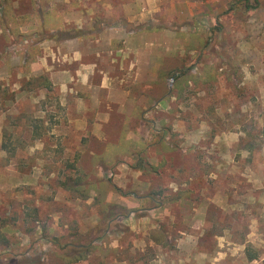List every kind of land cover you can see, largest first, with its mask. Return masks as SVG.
Segmentation results:
<instances>
[{
	"label": "rangeland",
	"instance_id": "374dc122",
	"mask_svg": "<svg viewBox=\"0 0 264 264\" xmlns=\"http://www.w3.org/2000/svg\"><path fill=\"white\" fill-rule=\"evenodd\" d=\"M12 2L0 0L4 37L5 24L22 25ZM175 10L157 17V39L172 49L158 51L167 57L155 97L132 122L103 129L104 143L84 146L95 160L63 139L79 133L36 112L8 119L0 264H264V0H190ZM4 39L5 78L23 50ZM40 107L61 110L54 99Z\"/></svg>",
	"mask_w": 264,
	"mask_h": 264
},
{
	"label": "crops",
	"instance_id": "0c3cea01",
	"mask_svg": "<svg viewBox=\"0 0 264 264\" xmlns=\"http://www.w3.org/2000/svg\"><path fill=\"white\" fill-rule=\"evenodd\" d=\"M185 1L190 5V0H25L31 9L22 12V0H13L12 19L21 18L22 25L14 29L6 21L8 34L4 37L0 25V38L23 51L5 64L7 76H0V132L8 119L36 112L46 125L79 133L63 139L76 141L83 146L81 155L95 160L97 153L84 146L92 139L104 143L103 129L117 126L119 118L132 122L134 113L155 97L152 90L167 57L158 51L172 49L157 39V17L166 15L162 10L169 4L178 11ZM35 81H41L37 89ZM46 99H54L60 113L42 109ZM20 101L34 110L20 111Z\"/></svg>",
	"mask_w": 264,
	"mask_h": 264
},
{
	"label": "trees",
	"instance_id": "16d2710c",
	"mask_svg": "<svg viewBox=\"0 0 264 264\" xmlns=\"http://www.w3.org/2000/svg\"><path fill=\"white\" fill-rule=\"evenodd\" d=\"M14 34H15V33H14ZM151 199H152V198H151ZM137 200H141V199H137ZM80 259H81V258H76V261H80ZM250 260H251V261L256 260L255 256H251V257H250Z\"/></svg>",
	"mask_w": 264,
	"mask_h": 264
}]
</instances>
